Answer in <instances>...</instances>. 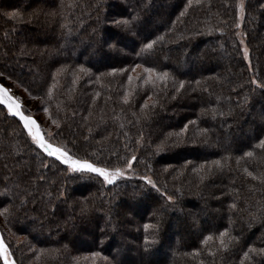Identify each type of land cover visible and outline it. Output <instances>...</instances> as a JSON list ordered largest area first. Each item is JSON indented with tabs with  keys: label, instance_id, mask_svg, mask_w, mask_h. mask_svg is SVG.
<instances>
[{
	"label": "trees",
	"instance_id": "1",
	"mask_svg": "<svg viewBox=\"0 0 264 264\" xmlns=\"http://www.w3.org/2000/svg\"><path fill=\"white\" fill-rule=\"evenodd\" d=\"M238 4L0 0V73L39 100L49 139L155 182L70 171L0 102V234L15 264H264V0H244L241 22ZM203 40L214 51L185 60ZM122 234L134 243L114 256Z\"/></svg>",
	"mask_w": 264,
	"mask_h": 264
},
{
	"label": "rangeland",
	"instance_id": "2",
	"mask_svg": "<svg viewBox=\"0 0 264 264\" xmlns=\"http://www.w3.org/2000/svg\"><path fill=\"white\" fill-rule=\"evenodd\" d=\"M118 1V0H117ZM120 1V0H119ZM154 3V2H153ZM163 4V3H162ZM243 4H244V0H239V12H238V20H239V22H241L242 21V12H243ZM169 10V8H167V10L166 11H168ZM166 13V12H165ZM108 26V25H107ZM104 36V35H103ZM200 42H202V44H201V48H198V49H194V51H191V49H190V51H185L186 53L184 54V56L183 57H185V60H189V58H190V53H193V54H191L192 56L193 55H195V54H198L199 55V52L203 49L204 50V52L207 50V51H214V48H213V41H211V40H203V41H200ZM103 46L105 47V48H107L108 50H110V52H111V50L112 49H116V48H118L119 49V47H118V45L117 46H111L109 43H108V39L105 37L104 39H103ZM174 46L175 47H177V46H179V44L178 43H176V41H175V43H174ZM129 47H131V46H124L123 47V49H125V50H122L121 52H124V53H128L129 54V51H130V49H129ZM242 47H243V51H244V55H245V49H247V47H246V45H245V43H244V41H242ZM74 49H75V47H74ZM77 49V48H76ZM201 49V50H200ZM202 50V51H203ZM183 51H181V52H179V54L181 55V53H182ZM85 54H88V53H85ZM19 56H21V55H19ZM200 57V56H199ZM247 57V56H246ZM86 57L84 56L83 57V59H85ZM92 58V59H91ZM98 57H96V56H88V59L89 60H91V62L96 66V65H101V66H104V67H106L105 66V64H106V62L105 61H103L102 62V60H100V59H97ZM220 58H221V56H220ZM220 62V60H219V58H218V63ZM7 66V65H6ZM211 66H213V65H211ZM8 67V66H7ZM224 68V69H223ZM213 69H214V72H216L217 70H219L220 71V73L223 75L224 74V71H225V69L227 70L228 69V67L227 66H225V64H224V66L222 67V68H215L214 66H213ZM24 70V69H23ZM26 71H27V69H25ZM219 75V74H218ZM214 79H217V77H215ZM219 80V79H218ZM0 83H3L7 88H9L10 89V91H9V93L7 94V95H10L11 97H12V100L10 101V103L14 106L13 107V111H9L8 110V105L7 104H5V106L7 107V110H8V112L9 113H11V114H13L14 116H16V117H19L20 118V115H17V114H15L16 112H19L20 114H22V115H24V116H26V117H28V118H30L29 119V124H30V126H31V128H32V132L31 133H29L30 134V136H31V138L33 139V136H36V137H38L39 139H41V140H43L44 142H45V144H50L53 148H59L58 147V145H56V144H54L50 139H49V136L51 135V133H50V131H52V130H54V124L53 123H51L50 121H49V119L46 117V115L41 111V109H40V104H39V100L38 99H35V98H33V97H31L30 95H28V93L22 88V86H20L17 82H15L14 80H12V79H10V78H7V77H5L4 75L2 76V77H0ZM208 89L209 90H211L212 88L209 86L208 87ZM169 112V111H168ZM263 112H264V108H263ZM23 121V123L25 124V121L24 120H22ZM33 121H34V123H33ZM27 130H28V128H27ZM227 129H225V131H226ZM230 130V129H229ZM232 131V130H231ZM29 132V131H28ZM230 132V131H229ZM34 140V139H33ZM35 141V140H34ZM36 142V141H35ZM39 147H40V145L38 144V143H36ZM43 151H45V152H47L44 148H42V147H40ZM62 149V148H61ZM48 153V152H47ZM56 157V156H55ZM57 158V157H56ZM74 159H76V158H74ZM60 160V159H59ZM62 161V160H61ZM63 162V161H62ZM89 162V161H88ZM91 163V162H90ZM97 166V165H96ZM67 167L69 168V170L70 171H73L72 170V168L69 166V165H67ZM97 167H99V166H97ZM99 168H102V167H99ZM104 169V168H103ZM120 170V172L118 173L117 172V170ZM106 170V172L110 175V180L109 181H107V182H110V181H112V180H116V179H118V178H122V177H130V178H132V177H135V175H133V173H132V170H130V168H129V165L127 166V167H124V168H117V169H113V170H108V169H105ZM77 171H85V172H91V171H88V170H86V169H82V170H77ZM6 172H7V170H6ZM91 173H95V172H91ZM120 173H122V174H120ZM95 174H97V175H99V176H101L99 173H95ZM103 179H104V177L103 176H101ZM144 177H148V176H136L135 178H140V179H144ZM150 178V177H149ZM145 180V179H144ZM145 182H147V180H145ZM176 220H177V218H176ZM175 220V221H176ZM189 220V219H188ZM31 225H27V224H22L21 225V229L22 230H27V229H29V227H30ZM0 227L2 228L3 227V229H5V225H4V222H3V219H2V217L0 216ZM1 233V232H0ZM169 241H168V243L166 244V246H165V251H166V253L168 252L169 254L171 253L172 254V251H173V249L171 250V248H173L175 245H177V240H176V236H178L177 235V233H169ZM102 236H103V234H102ZM124 238V240L125 241H129L130 243H134V241L131 239V238H129V239H127V238H125V236L122 234L119 238H118V241H117V239H116V241H115V243L113 244V247H112V250H111V254L112 255H114V256H118L119 254H121L123 251H124V249L122 250V248H120V246H119V244H120V241H121V239H123ZM17 240H19L20 238L19 237H17L16 238ZM0 241H2V244H3V248L2 249H0V255H1V257H2V261H3V264H6V261H5V256H7V262H8V264H15L14 263V261H13V259H12V257H11V255H10V252H9V249L7 248V246H6V244L4 243V239L2 238V236H1V234H0ZM166 254H164L163 256H164V258L163 259H165L166 260V258H167V256H165ZM132 257H136V258H139V257H137V256H134V254L132 253Z\"/></svg>",
	"mask_w": 264,
	"mask_h": 264
},
{
	"label": "snow or ice",
	"instance_id": "3",
	"mask_svg": "<svg viewBox=\"0 0 264 264\" xmlns=\"http://www.w3.org/2000/svg\"><path fill=\"white\" fill-rule=\"evenodd\" d=\"M11 15L15 16L17 15L16 13H12ZM125 25L128 24V21H124L123 22ZM153 43H148L145 45L146 48L151 49L153 47ZM247 49H245V56H247ZM4 75V73H0V77H2ZM164 76H167V73H164ZM181 88L183 87V82H181ZM10 89L7 88L3 83H0V102L5 103L8 105V110L11 112L13 111V105L10 103V101L12 100V97L10 95H7L9 93ZM125 99H127V97H125ZM15 114L20 115V119L25 121V127L28 128L29 133L32 132V128L29 124V119L28 117L20 114L19 112H16ZM34 123V121H33ZM33 139L36 141V143H38L40 145V147L44 148L48 154L50 156H56L58 159L62 160L64 164L69 165L73 171H77V170H82V169H86L88 171L91 172H95V173H99L101 176L104 177L105 181H109L110 180V175L106 172L105 169L103 168H99L97 167L95 164L88 162L87 160H81V159H74V157L72 155H69L67 153V151L61 149V148H53L50 144H45V142L41 139H39L36 136H33ZM262 144H264V141H261ZM248 155H251V153H248ZM133 159H135V157H133ZM219 163V162H216ZM117 172L119 173L120 170L118 169ZM122 174V173H120ZM249 175H251V173H249ZM145 180H147V183L152 185L153 187H155V182L149 178V177H144ZM173 198L171 196L168 197V200L171 201ZM235 207V205H234ZM147 227V226H146ZM225 235V233H221V237L223 238V236ZM222 244H223V240H222ZM224 247H227L226 244L223 245ZM3 248V244L2 241H0V249ZM254 251V249H253ZM261 251H264V249H262ZM248 253H245V256H247ZM5 261L6 264H8L7 262V256H5Z\"/></svg>",
	"mask_w": 264,
	"mask_h": 264
}]
</instances>
